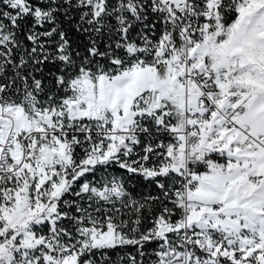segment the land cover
<instances>
[{
  "label": "snow or ice",
  "instance_id": "6c2138e0",
  "mask_svg": "<svg viewBox=\"0 0 264 264\" xmlns=\"http://www.w3.org/2000/svg\"><path fill=\"white\" fill-rule=\"evenodd\" d=\"M0 264H264V0H0Z\"/></svg>",
  "mask_w": 264,
  "mask_h": 264
}]
</instances>
